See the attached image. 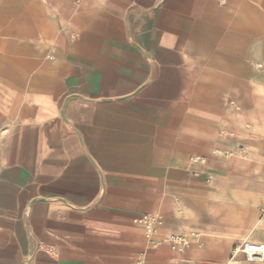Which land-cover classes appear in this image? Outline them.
Listing matches in <instances>:
<instances>
[{
  "label": "crops",
  "instance_id": "obj_1",
  "mask_svg": "<svg viewBox=\"0 0 264 264\" xmlns=\"http://www.w3.org/2000/svg\"><path fill=\"white\" fill-rule=\"evenodd\" d=\"M0 132V264H264V0H0Z\"/></svg>",
  "mask_w": 264,
  "mask_h": 264
},
{
  "label": "built area",
  "instance_id": "obj_2",
  "mask_svg": "<svg viewBox=\"0 0 264 264\" xmlns=\"http://www.w3.org/2000/svg\"><path fill=\"white\" fill-rule=\"evenodd\" d=\"M225 1L226 0H218V2L222 5L225 4ZM2 134L3 132H0V136ZM134 222L144 227L148 235L151 236L155 232L156 225L159 223V218L155 215L144 214L137 217ZM168 241L174 244L182 243L181 239L176 236H169ZM150 244L154 245V242L150 241ZM45 251L50 256L54 255V250L52 248H46ZM238 253L244 254L246 261L249 263H260L264 259V247L258 244L243 243L233 250L234 255Z\"/></svg>",
  "mask_w": 264,
  "mask_h": 264
}]
</instances>
